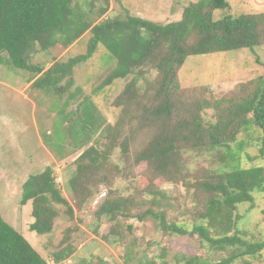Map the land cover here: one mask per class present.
<instances>
[{
  "label": "rangeland",
  "instance_id": "1",
  "mask_svg": "<svg viewBox=\"0 0 264 264\" xmlns=\"http://www.w3.org/2000/svg\"><path fill=\"white\" fill-rule=\"evenodd\" d=\"M198 1L110 0L108 12L101 18L97 17L98 12L106 3L98 0H79L78 3L84 11L90 12L89 20L95 23L108 18H126L130 14L166 25L180 21L185 9ZM229 2V10H214L215 21L228 14L237 17L264 13V0ZM91 3L95 4L94 11H91ZM91 37L92 32L88 30L69 47L60 43L49 51H42L38 45L29 55L30 62L46 71L55 62L86 53ZM107 55V50L99 47L92 59L79 64L72 77L61 82L62 86H70L65 93H60L55 88L36 87L33 83L40 75L14 68L8 54L3 53L4 63L0 65V212L3 218L32 243L48 264H185V257L196 256L210 264H220L235 253L234 247L216 249L197 234L165 229V224L147 212H163L169 226L181 224L191 231L208 200L207 195L196 199L195 179L224 163L229 166V149L209 150L204 143L190 142L176 160L177 165L185 169L176 177H156L147 162L137 164L138 153L162 131L163 124L156 123L151 115L143 117L135 112L138 107L132 100L118 102L117 98L123 97L127 79L97 90L114 65L113 62L104 66ZM258 59L264 63V45L255 51L242 49L190 57L179 71L181 90L173 98L174 117H177L172 118L173 124L182 125L190 120L194 108L199 111L200 107L201 121L206 128L217 122L218 107L228 108V100L245 96L264 76V66ZM156 73L152 72V77ZM128 79L131 81L132 77ZM137 88L140 92L148 89L143 80ZM77 89H81L77 96L69 99ZM86 97L99 106L98 132H89L91 139L82 148L69 133L61 146H56L54 130H57L58 112L68 99L70 106L66 112L76 111ZM158 103L153 101L150 110ZM72 117L76 119L77 115ZM259 135V128L252 124L243 127L237 133V141L231 143L234 149L238 142H245V151L241 154L243 164L264 165L259 147L253 141ZM92 147H97L106 157H101L95 170L89 171L86 168L91 165L89 158L80 156ZM248 156L258 157L250 161ZM48 167L53 169L57 187L74 208V215L68 213L66 205L52 203L54 230L39 235L30 230L32 203L25 206L21 203L23 184L31 175L40 174ZM118 198H126L121 211L100 214L105 201L113 202ZM255 198L253 210L250 211L251 203H243L237 211L247 216L240 228L245 233L244 239L250 242L264 240V192L256 194ZM145 212V219L140 220L139 214ZM57 255L64 258L55 261ZM229 264H264V250Z\"/></svg>",
  "mask_w": 264,
  "mask_h": 264
},
{
  "label": "trees",
  "instance_id": "2",
  "mask_svg": "<svg viewBox=\"0 0 264 264\" xmlns=\"http://www.w3.org/2000/svg\"><path fill=\"white\" fill-rule=\"evenodd\" d=\"M98 1L107 4L99 9L97 17L101 18L107 14L110 0ZM78 2L79 0H0V65L4 63L3 53H7L9 63L14 68L40 75L33 83L36 87L55 88L58 92L65 93L70 85L62 86L61 82L72 77L74 68L92 59L99 47L103 46L108 52L104 66L113 62L114 65L97 90H104L117 80L127 79L123 97H118V102L132 100L138 107L135 112L137 110L143 117L151 115L156 123L163 124L162 131L152 138L146 149L138 153L137 164L147 162L150 172L156 177H176L185 171L177 165L176 160L180 159L183 149H187L190 142L204 143L209 150L217 147L229 149V166L224 163L219 168L206 170V176L195 179L196 199L207 195L208 200L191 231L181 224L169 226L163 212L161 214L148 210L147 213L165 224V229L169 228L180 234H197L213 248L234 247L235 253L220 264H229L249 255L255 256L264 250V240L250 242L244 239L245 233L240 224L247 216L237 213L238 206L243 203H251L250 211L253 210L256 194L264 192V165L242 163L244 141L238 142L236 148H231V143L237 141V133L243 127H251L253 124L260 130L259 137L253 141L259 147V157L264 160V76L258 79L251 92L236 100H228V108L218 107L219 120L210 124L209 128L202 124L201 107L199 111L194 108L193 118L182 125L172 122V118H177L174 117L176 110L173 98L181 90L179 71L187 60L192 56L233 50L255 51L257 47L264 45V13L237 17L228 14L215 21L214 10H229V0H200L185 9L180 21L166 25L130 14L126 18H108L95 23V20H89L90 12L84 11ZM94 7L95 4L91 3V11H94ZM88 30H91L92 37L86 53L55 62L46 71L39 64H31L29 55L38 45L42 51H49L60 43L69 47ZM258 62L264 66L259 59ZM154 71L157 73L152 77ZM129 77H132L131 81ZM141 80L148 87L143 92L137 88ZM80 90L73 92L69 99L75 98ZM69 99L58 112L57 130L54 128L57 136L55 145L61 146L69 133L82 148L91 139L89 132L99 130V106L86 97V100L78 104L76 111L66 112L70 106ZM146 101L145 104L139 103ZM153 101L159 103L152 105L150 110L149 106ZM74 114L77 115L76 119L72 117ZM67 124L69 125L66 126ZM108 148L112 150L113 146ZM124 152H127L126 147ZM84 157L90 160L91 165L86 166L90 171L95 170V164L106 155L97 147H92L81 154L80 158ZM248 157L252 161L258 156ZM53 173V169L48 167L40 174L31 175L23 184L21 203L24 206L32 203L30 230L39 235H46L54 230L55 213L50 207L52 203L66 205L68 213L74 215V208L61 194ZM77 177L78 174L75 175ZM122 204L126 205V198L105 201L100 214L121 211ZM128 210L131 212L130 208ZM145 217L146 212L138 216L140 220ZM63 258L57 255L55 261ZM185 262L210 264L197 256L185 257ZM0 264H48L32 243L3 218L1 212Z\"/></svg>",
  "mask_w": 264,
  "mask_h": 264
},
{
  "label": "crops",
  "instance_id": "3",
  "mask_svg": "<svg viewBox=\"0 0 264 264\" xmlns=\"http://www.w3.org/2000/svg\"><path fill=\"white\" fill-rule=\"evenodd\" d=\"M29 208H30V206H29Z\"/></svg>",
  "mask_w": 264,
  "mask_h": 264
}]
</instances>
